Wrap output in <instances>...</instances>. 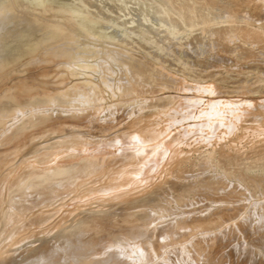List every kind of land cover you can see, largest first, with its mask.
Segmentation results:
<instances>
[{"label": "bare ground", "instance_id": "6f19581e", "mask_svg": "<svg viewBox=\"0 0 264 264\" xmlns=\"http://www.w3.org/2000/svg\"><path fill=\"white\" fill-rule=\"evenodd\" d=\"M0 2V40L9 27L22 28L0 47V264H264V211L242 214L245 198L236 186L249 190L246 199L264 197L260 134L248 136L243 125L216 134L218 123L203 113L216 140L184 148L193 129L172 131V97L155 95L98 122L91 113L102 107L100 89L72 80L80 34L141 49L194 80L217 72L178 54L202 44L251 60L263 73L254 60L264 57V0ZM132 9L190 32L189 41L172 42L142 23L134 40L104 35L111 17L119 24ZM95 59L112 91L115 75L124 73L149 92L173 78L120 49ZM255 79L218 87L255 92ZM188 193L204 203L172 212L169 203Z\"/></svg>", "mask_w": 264, "mask_h": 264}, {"label": "rangeland", "instance_id": "374dc122", "mask_svg": "<svg viewBox=\"0 0 264 264\" xmlns=\"http://www.w3.org/2000/svg\"><path fill=\"white\" fill-rule=\"evenodd\" d=\"M2 3L0 2V7ZM243 10L250 12V9L243 8ZM121 23H117L115 17H111L103 29L104 35H113L116 39H123L127 36L133 37L135 35L136 25L142 23L145 26L154 29H161L163 33L169 36L172 42L180 45L189 41L190 32L176 31L174 28L163 25L154 16L148 18H140L135 9L130 10L129 14H125L121 19ZM3 32L0 40V47L4 44L7 46L12 44V40L18 37V33L22 32V28L10 29ZM99 35V34H98ZM103 35V34H101ZM79 53L78 62L73 69L75 75L72 80L79 81H93L95 86L100 90L102 107L91 113L96 115L98 122H108L113 120L117 112H122L124 109L132 107L141 100L151 99L155 95H168L171 98L168 105H166L170 113V124L172 131L179 127H190L193 129L191 133L185 135L184 143L181 146L188 148L191 143L206 140L211 137L213 141L216 140L213 128L210 123H205V118L202 115L206 114L211 120H215L216 134L228 133V127L231 126L233 130L239 131L241 125L244 126L243 132L248 136L253 134H260L264 139V72H259L250 65L253 63L251 60L240 58L233 53L221 51L220 48L207 49L204 44L195 50L186 49L184 52L178 54L180 60L188 59L191 63L204 62L200 68L206 71H215L212 78L205 80H194L174 68L164 65L156 57L148 55L141 49H135L130 46L122 45L117 41L98 37L96 35H78ZM1 49V48H0ZM120 49L121 51L134 53L142 59H145L156 67L163 69L168 75L173 77L170 80L163 81L160 89L156 92H149L140 82L136 75L124 73L115 75L113 85L115 90L112 91L108 86L103 85L102 76L97 67L95 54L103 51H114ZM77 59V58H76ZM254 63H258L264 67V57L257 56ZM114 70H117L114 68ZM238 77L256 78V86L258 87L255 92L242 93L237 91L223 92L219 90L218 86L229 88L232 90L234 80ZM71 80V78H70ZM215 82V83H213ZM214 85H213V84ZM218 87V88H217ZM220 91V92H219ZM56 108V107H55ZM57 110L54 109V111ZM120 112V113H121ZM173 117V118H172ZM217 118V119H216ZM181 124V126H180ZM227 135V134H226ZM214 136V137H213ZM217 170H211L210 172ZM229 183L236 184L234 179H229ZM239 189L243 200L242 214H249L256 216L264 211V197L248 198L249 190L244 185H236ZM235 187V186H234ZM204 200L199 195L188 193L184 195V202L174 203L170 202L169 206L172 212H177V209L197 208L196 206L202 205ZM256 203V206H254ZM211 204V203H210Z\"/></svg>", "mask_w": 264, "mask_h": 264}]
</instances>
